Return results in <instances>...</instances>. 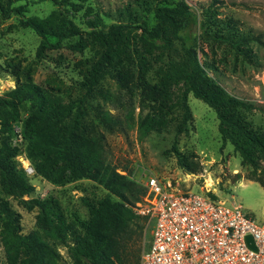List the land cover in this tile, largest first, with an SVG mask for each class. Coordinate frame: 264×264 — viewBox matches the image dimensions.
Instances as JSON below:
<instances>
[{"label":"rangeland","instance_id":"1","mask_svg":"<svg viewBox=\"0 0 264 264\" xmlns=\"http://www.w3.org/2000/svg\"><path fill=\"white\" fill-rule=\"evenodd\" d=\"M178 2L16 0L15 5L23 8L26 17L46 21L48 28L66 17L85 32L82 43L77 39L67 41L62 49L41 55H38L41 38L32 29L21 26V17L14 14L4 20L0 16V97H6L19 84L31 82L66 103L81 105L83 101L81 106L86 109L83 131L97 145L88 177L77 182L47 180L37 173L31 155L45 168L46 159H57L55 152L41 157L33 149V141L47 142L52 134L39 126L27 133L25 122L31 106L20 105L11 144L19 149L18 170L25 173L34 190L22 199L17 198L3 187L0 174V198L20 215L23 234L37 233L51 244L58 264H75L66 245L71 244V239L53 238L52 229L41 221L40 210L30 208L29 201L51 202L56 214L72 228L81 229V222L90 220L94 208L107 196L117 199L113 191L124 195L129 207L136 208L145 196L143 185L149 178H156L172 190L211 194L227 205L241 206L258 222L264 220V189L252 180L254 169L243 162L234 146L223 145L216 110L190 95L193 113L190 132L178 135L182 118L177 107L180 89L172 91V100L168 102L158 99L152 91L160 81L161 68L177 51L155 52L154 59L141 67L143 23L154 27L156 10L174 7ZM181 2L192 12V16L181 19L180 36L184 44L196 50L209 81L226 95L258 108H238L233 112L241 126L264 139V0ZM207 19L212 32L226 34L233 28L260 39L249 43L246 55H240L226 44L200 36V24ZM111 30L122 31L121 37L127 36L128 42L119 38L114 43L113 55L99 85L88 93V71L105 51V34ZM175 49L180 52V44ZM176 152L183 156L184 164L179 163ZM58 163L64 174V164ZM27 168L33 169L35 175H28ZM7 240L0 229V264H11L13 251ZM150 241L148 229L146 243ZM144 244L145 233L137 236L133 248L142 251ZM16 255V264H25V252L19 249Z\"/></svg>","mask_w":264,"mask_h":264},{"label":"trees","instance_id":"2","mask_svg":"<svg viewBox=\"0 0 264 264\" xmlns=\"http://www.w3.org/2000/svg\"><path fill=\"white\" fill-rule=\"evenodd\" d=\"M15 4L16 0H0V16L8 20L17 14L21 17L22 27L36 32L41 38L38 55L46 51L60 50L67 41L77 39L82 43L85 32L68 18L63 17L55 26L48 28L44 23L46 21L41 22L26 17L23 8ZM187 16H192V12L179 0L174 7L156 10L157 23L154 27L148 22L143 23L141 27L143 33L140 36L143 50L139 55L141 67L154 59L155 52L177 51L176 56H170L169 62L161 68L160 81L152 91L158 99L168 102L172 100V91L176 88L180 89L177 107L182 112V118L178 135H188L190 132V124L193 120L189 105L190 95L202 99L217 112L223 145L230 143L234 146L243 162L254 169L252 180L264 189V164H262L264 139L257 132L241 126L233 112L238 108L251 110L258 108L241 99L226 95L220 87L209 81L196 50L186 47L180 36L181 19ZM209 24L208 19L201 22L200 36L226 44L240 55H246L249 43L260 39L233 28L226 34L220 31L212 32ZM122 35V31L112 30L105 34L106 49L88 71L86 81L88 93L99 85L113 55L114 43L119 38L125 43L128 42L127 36L121 37ZM176 44H180V52L175 49ZM23 103H29L31 106L30 115L25 122L27 133L34 132L35 127L39 126L52 134L47 142L33 141L34 151L41 157L47 152H55L57 155L55 160H45L47 168L39 166L36 158L31 155L37 173L53 183H59L63 179L77 182L88 177L97 145L83 131L86 118V109L81 106L83 101L81 105L66 103L62 98L29 82L19 84L6 97H0V174L3 187L20 199L30 195L34 190L25 173L18 170L16 158L19 149L11 144L12 127L19 119V107ZM176 153L179 163L184 164L183 156L179 152ZM59 161L64 164L63 172L67 177L60 172ZM113 193L117 199L107 196L94 208L92 218L81 222V229L72 228L60 214L55 213V208L49 201L32 200L27 203L30 208L40 210L41 221L52 229L53 238L71 239V244L66 242V245L75 264H140L142 251L141 249L135 251L133 245L137 236L141 237L145 233L146 219L135 214L132 207L128 206L129 200L124 195L114 191ZM209 195L216 199L215 196ZM0 229L8 237V247L13 251L11 264L17 263L16 254L19 249L26 254L25 264H58L55 259L57 254L51 244L37 233L23 234L20 215L1 198Z\"/></svg>","mask_w":264,"mask_h":264},{"label":"built area","instance_id":"3","mask_svg":"<svg viewBox=\"0 0 264 264\" xmlns=\"http://www.w3.org/2000/svg\"><path fill=\"white\" fill-rule=\"evenodd\" d=\"M143 188L142 202L132 207L146 219L140 264H264V220L209 194L172 190L156 178Z\"/></svg>","mask_w":264,"mask_h":264}]
</instances>
